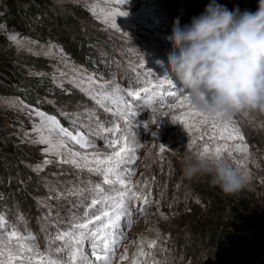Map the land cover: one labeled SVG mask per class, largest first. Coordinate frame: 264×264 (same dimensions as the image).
<instances>
[{"label": "rangeland", "instance_id": "obj_1", "mask_svg": "<svg viewBox=\"0 0 264 264\" xmlns=\"http://www.w3.org/2000/svg\"><path fill=\"white\" fill-rule=\"evenodd\" d=\"M17 1L0 0V85L7 86V91L0 90V259L8 264L7 257L12 255L16 257L13 264H49L50 260L83 264L79 254L72 261L73 249L56 237L66 232L78 236L82 230L74 226L101 211L111 215L110 208L102 204L89 207L92 199H101L92 191L96 184L104 188L107 196H115L122 186L105 185L102 175L77 165L88 164L93 153L111 155L124 146H105L104 137L118 139L119 132L115 137L107 133L90 136L100 125L129 132L124 119L106 110H115L116 105L104 100L102 107L93 95L103 99L119 85L121 95L136 110V98L127 96V91L139 92L150 84L158 85L166 76L181 88L167 72V57L172 51L168 37L177 19L182 26L189 24L210 0H121L119 4L114 0ZM34 1L40 8L34 6ZM216 2L229 10L254 12L252 0ZM14 4L17 12H22L19 23L13 14ZM111 12L127 15L110 19ZM112 19H116L115 28L110 26ZM13 36L22 42L20 46L10 39ZM3 76H15V85ZM89 78L95 82L90 83ZM73 80L82 81L84 90ZM100 84L108 87L101 89ZM164 90L173 89L164 84L156 90L157 96ZM170 103L175 101L162 99L154 106L155 111L152 106L136 110V120L132 121L131 133L140 147L136 163L129 166L135 170L131 181L136 191L137 181L140 186L148 181L144 194L151 191L152 204L146 207L145 215H140L141 201H134L132 226L111 256L112 264H133L134 260L136 264H217L220 259L222 264H264L263 256L243 260L225 247L217 230L230 218L225 208L226 195L205 176L187 177L181 164L186 153L197 155L205 144L214 150L217 144L226 143L229 147L221 155L230 158L247 179V186L240 192L264 207V114L243 112L231 118L243 141L201 140L209 131L208 125L201 124L197 117L189 118L186 109L168 107ZM37 112L54 117L73 135L83 133L95 148L62 138ZM227 120L216 118V123ZM192 123L199 126V131L189 127ZM35 128H41V133ZM41 135L56 144L63 140L67 147L46 151L50 144L40 142ZM193 140L196 143L190 148ZM240 143L247 144L246 153L233 151L232 146ZM9 146L19 152L13 154ZM84 156L88 161L81 159ZM72 159L77 164L63 162ZM46 160L50 162L45 164ZM204 217L215 218L214 229ZM12 231L17 237L35 239H9L7 233ZM152 241L157 243L149 248ZM21 245L32 251L21 254ZM58 247L60 252L56 251ZM79 250L90 264H101L91 256L88 242H83ZM125 255L127 258L121 260Z\"/></svg>", "mask_w": 264, "mask_h": 264}, {"label": "clouds", "instance_id": "obj_2", "mask_svg": "<svg viewBox=\"0 0 264 264\" xmlns=\"http://www.w3.org/2000/svg\"><path fill=\"white\" fill-rule=\"evenodd\" d=\"M168 40L167 72L195 109L219 119L264 114V0H258L255 12L229 10L210 0L189 24L182 26L177 19ZM181 164L187 177L205 176L225 195L247 186L244 174L226 156L186 153Z\"/></svg>", "mask_w": 264, "mask_h": 264}, {"label": "snow or ice", "instance_id": "obj_3", "mask_svg": "<svg viewBox=\"0 0 264 264\" xmlns=\"http://www.w3.org/2000/svg\"><path fill=\"white\" fill-rule=\"evenodd\" d=\"M116 4H119L121 0H114ZM127 13L124 12H111L109 13V18L117 17V16H126ZM111 27L115 28L117 26L116 19H112ZM10 39L16 43L18 46L22 44L18 37L13 36ZM63 75V73H61ZM90 83H94L91 78H89ZM74 84L77 86H81L83 82L73 80ZM164 84L168 85V89L173 90H164L159 93V96L156 94V90L158 88H162ZM99 87L101 89H106L108 84H100ZM82 90L83 87H82ZM91 94V93H89ZM129 97L136 98V110H140L143 107L152 106L155 111V105L161 103L162 99H170L175 101V103H170L167 105L172 109H186L187 115L189 118L197 117L200 119L201 124L208 125V132H205L200 139L203 140L207 137L209 140H239L243 141L244 137L240 132L239 128L234 125L232 119L227 121H222L220 124L216 123V118L209 117L197 109H195L186 92L182 88H177L174 84L173 79L165 77V80L160 84L152 86L151 84L148 87L141 88L139 92L127 91L126 93ZM93 99L97 100V103L102 107L104 106V100H109L113 105H116L115 110L112 108H107L108 111H114V115L118 118L124 119L126 126L129 128V132L125 133L124 130L119 128H103L102 125L98 127V130L90 132L89 135L92 137L99 136L101 133H107L113 135L115 137L116 133L119 132V138H113L108 140L105 138L107 148L115 149V146L120 143L123 144V147H120L119 150H114L111 155L101 154V153H93L92 161H89L86 165H77V166H87L90 171H93L103 177V184L109 186H115L116 183L122 186V190L118 191L115 196H107L104 194V188L101 187L100 184H96L92 191L99 195L101 199H92L90 208L94 207L97 204H102L105 207L110 208L111 215H109L108 211H101L100 215H95L91 219H85L84 223L75 225L74 227L81 229L79 235H75L73 232H66L57 235V240L65 241V247L72 248V252L70 254V259L72 261H76L77 255L79 254L80 260L83 264H90L88 261V257L83 254L82 251L79 250V246L83 242H88L91 245V256L95 257V260L101 262V264H112L111 256L115 254L117 247L123 238H126V230L131 228L133 219H132V207L134 206L135 200H140L141 205L138 208L140 215L146 214V207L152 204L151 191L149 190L148 194H144V188L148 187V181L145 180L142 186L139 185V182H136V185L139 186V191L134 190V186L132 185L131 177L135 175L134 168H130V165H134L138 159L137 157V149L140 147L139 143L136 140L134 134L131 133V128L133 127L132 121L136 120V110L125 100L124 96L121 95V90L119 85H116L112 92L105 95L103 99H97L96 95H93ZM124 105L121 108V105ZM40 116L44 121L50 123L54 126L53 130H58V134L62 138H70V140L75 141L76 144L81 145L82 147H92L95 148V144L91 139L86 137L83 133L77 132L76 135H73L71 131L67 128L62 127L54 117L45 116L42 112L36 113ZM246 114V113H245ZM174 119H179L178 117H174ZM190 128L196 129L199 131V126L195 123L189 125ZM34 131L37 133H41V128H35ZM217 132L219 135H217ZM211 133V134H210ZM227 133V135H225ZM40 142H48L50 147L46 149V151H55L58 148H66L67 145L63 143L61 140L60 144L53 143L51 141H45L44 137L41 135ZM196 141L193 140L189 147L191 148ZM228 145L225 143L223 145L217 144L214 148L210 145L205 144L204 148L197 155L200 157H205L206 155L215 154V156H221V154L228 149ZM233 151L246 153L248 151L247 144L240 143L232 146ZM161 153L164 151L163 146L160 149ZM59 154V153H57ZM70 155L74 157L80 156L79 153H71ZM101 155H103V159H101ZM88 161V157H81ZM50 161H45L47 164ZM64 163L71 162L73 164H77L76 159L64 160ZM114 176V179H110L109 177ZM154 179V178H153ZM179 187V185L177 186ZM157 209H159V202H156ZM171 207V205H169ZM87 215V214H86ZM163 215V214H162ZM102 217L104 219H102ZM117 221H122L121 223H117ZM3 223V218L0 217V224ZM91 226V227H90ZM9 239L18 238L19 241L23 240H33L34 237L28 236H19L17 237V233L15 231L7 233ZM74 241V243H73ZM157 241H152L149 244V248H153L156 245ZM97 249L100 252H97ZM62 249L57 248L56 251L60 252ZM20 253L23 254L25 251L31 252V247L25 249L23 245L20 246ZM141 255H143V251L141 250ZM3 256V251H0V257ZM127 256H122L121 260L126 259ZM16 257L9 255L7 257L8 264H13ZM20 260H23V255L20 256ZM0 264H5L4 259H0ZM49 264H59L58 261L50 260ZM133 264H136L135 260Z\"/></svg>", "mask_w": 264, "mask_h": 264}, {"label": "trees", "instance_id": "obj_4", "mask_svg": "<svg viewBox=\"0 0 264 264\" xmlns=\"http://www.w3.org/2000/svg\"><path fill=\"white\" fill-rule=\"evenodd\" d=\"M7 1L9 2L11 0ZM252 1L255 12L258 8V0ZM16 2L18 1L16 0ZM13 6V14L17 18L15 21L19 23L22 12L21 10L17 12V5L14 4ZM34 6L40 8L41 5L37 1H34ZM35 7H32L33 10ZM52 26L53 24H51ZM3 78L13 85H15V81L17 80L15 76H3ZM6 87L3 83L0 85V90L7 91ZM9 147L13 154L19 152L16 148ZM225 201H227L225 208L230 218L223 225H218L217 231L221 233L218 237L221 238V242H224L225 247L229 248L236 257L243 260H250L252 256L257 259L262 256L264 257V207L255 203L251 198L241 192L234 195H226ZM203 219L209 222V226L213 229L215 228L216 220L214 217H204ZM222 263L223 260L221 259L217 262V264Z\"/></svg>", "mask_w": 264, "mask_h": 264}]
</instances>
